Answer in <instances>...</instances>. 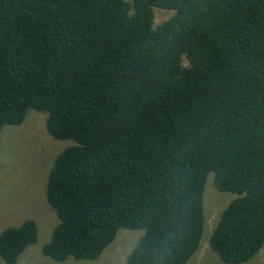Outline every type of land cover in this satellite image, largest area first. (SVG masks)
Masks as SVG:
<instances>
[{
  "label": "trees",
  "instance_id": "1",
  "mask_svg": "<svg viewBox=\"0 0 264 264\" xmlns=\"http://www.w3.org/2000/svg\"><path fill=\"white\" fill-rule=\"evenodd\" d=\"M29 109L74 143L48 174L44 256L94 261L120 229H144L126 264H186L211 172L236 198L210 248L227 264L263 248L264 0H0V130ZM36 223L0 233L6 264Z\"/></svg>",
  "mask_w": 264,
  "mask_h": 264
},
{
  "label": "rangeland",
  "instance_id": "2",
  "mask_svg": "<svg viewBox=\"0 0 264 264\" xmlns=\"http://www.w3.org/2000/svg\"><path fill=\"white\" fill-rule=\"evenodd\" d=\"M167 17L166 11L157 9L155 25ZM29 110L21 125L4 126L0 130V233L29 219L45 223L42 229L37 226L40 231L36 243L26 248L15 264H126L128 255L144 235V229H120L113 243L94 261L72 257L55 261L43 255L42 247L58 223L46 200L48 173L55 157L72 142L53 139L46 130L44 115ZM234 198L235 194L216 189L212 172L207 175L202 197L204 232L199 249L186 264H227L210 248L209 238L219 215ZM0 264L6 263L0 259ZM242 264H264V245L253 259Z\"/></svg>",
  "mask_w": 264,
  "mask_h": 264
},
{
  "label": "clouds",
  "instance_id": "3",
  "mask_svg": "<svg viewBox=\"0 0 264 264\" xmlns=\"http://www.w3.org/2000/svg\"><path fill=\"white\" fill-rule=\"evenodd\" d=\"M38 114H40V115H44V124H45V120H46V116H45V114H43V113H38ZM52 138H53V137H52ZM53 139H54V138H53ZM55 140H56V139H55ZM71 142H72V141H71ZM73 144H74V143L72 142V145H73ZM49 172H50V171H49ZM48 174H49V173H48ZM47 179H48V177H47ZM46 184H47V183H46ZM45 190H46V188H45ZM43 191H44V189H43ZM55 215H56V213H55ZM56 217H57V216H56ZM29 220H31V219H29ZM57 220H58V219H57ZM22 223H23V222H22ZM22 223H21V224H22ZM21 224H20V225H21ZM20 225H19V226H20ZM4 230H5V229H4ZM4 230H3V231H4ZM130 231H131V230H130ZM52 232H53V231H52ZM51 235H52V234H51ZM50 239H51V236H50ZM50 239H49V240H50ZM23 252H24V251H23ZM49 258H50V257H49ZM0 259H1V257H0ZM51 259H52V258H51ZM1 260H2V259H1ZM2 261H3V260H2ZM3 262H4V261H3Z\"/></svg>",
  "mask_w": 264,
  "mask_h": 264
}]
</instances>
